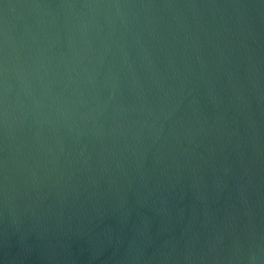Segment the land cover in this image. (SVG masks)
I'll return each instance as SVG.
<instances>
[{"label": "water", "instance_id": "water-1", "mask_svg": "<svg viewBox=\"0 0 264 264\" xmlns=\"http://www.w3.org/2000/svg\"><path fill=\"white\" fill-rule=\"evenodd\" d=\"M0 264H264V0H0Z\"/></svg>", "mask_w": 264, "mask_h": 264}]
</instances>
